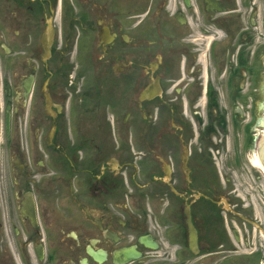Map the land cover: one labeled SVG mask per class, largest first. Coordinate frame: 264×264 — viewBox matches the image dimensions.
I'll return each instance as SVG.
<instances>
[{"label":"flooded vegetation","instance_id":"af4514ba","mask_svg":"<svg viewBox=\"0 0 264 264\" xmlns=\"http://www.w3.org/2000/svg\"><path fill=\"white\" fill-rule=\"evenodd\" d=\"M264 0H0V264H264Z\"/></svg>","mask_w":264,"mask_h":264},{"label":"water","instance_id":"95a60500","mask_svg":"<svg viewBox=\"0 0 264 264\" xmlns=\"http://www.w3.org/2000/svg\"><path fill=\"white\" fill-rule=\"evenodd\" d=\"M261 143H263V144H262V146L260 148V152H259L260 153V157L259 158H260L261 163H262V165L264 167V139L261 140ZM253 161L259 163L257 158H254Z\"/></svg>","mask_w":264,"mask_h":264},{"label":"bare ground","instance_id":"6f19581e","mask_svg":"<svg viewBox=\"0 0 264 264\" xmlns=\"http://www.w3.org/2000/svg\"><path fill=\"white\" fill-rule=\"evenodd\" d=\"M252 164H253V166L256 167V168H261V166L259 165V163L255 162V161H253V160H252ZM261 169H263V168H261Z\"/></svg>","mask_w":264,"mask_h":264},{"label":"rangeland","instance_id":"374dc122","mask_svg":"<svg viewBox=\"0 0 264 264\" xmlns=\"http://www.w3.org/2000/svg\"><path fill=\"white\" fill-rule=\"evenodd\" d=\"M261 131L263 132V133H261V134H264V127L261 128ZM262 139H264V135H263ZM262 139H261V140H262ZM259 140H260V139H259ZM259 140H258V141H259ZM258 141H257V142H258ZM258 145H259V143H258Z\"/></svg>","mask_w":264,"mask_h":264}]
</instances>
